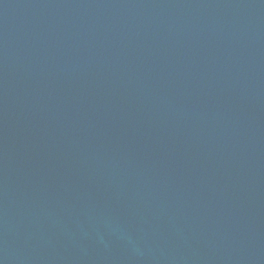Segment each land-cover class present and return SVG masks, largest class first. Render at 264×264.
I'll return each mask as SVG.
<instances>
[{
	"label": "water",
	"instance_id": "95a60500",
	"mask_svg": "<svg viewBox=\"0 0 264 264\" xmlns=\"http://www.w3.org/2000/svg\"><path fill=\"white\" fill-rule=\"evenodd\" d=\"M0 264H264V0H0Z\"/></svg>",
	"mask_w": 264,
	"mask_h": 264
}]
</instances>
